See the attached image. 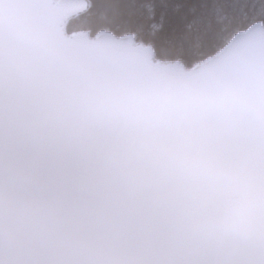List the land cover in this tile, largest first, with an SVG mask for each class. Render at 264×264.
<instances>
[{"label": "clouds", "instance_id": "9594fccd", "mask_svg": "<svg viewBox=\"0 0 264 264\" xmlns=\"http://www.w3.org/2000/svg\"><path fill=\"white\" fill-rule=\"evenodd\" d=\"M61 3L0 0V264H264V25L177 66Z\"/></svg>", "mask_w": 264, "mask_h": 264}, {"label": "snow or ice", "instance_id": "6c2138e0", "mask_svg": "<svg viewBox=\"0 0 264 264\" xmlns=\"http://www.w3.org/2000/svg\"><path fill=\"white\" fill-rule=\"evenodd\" d=\"M69 32L86 24L104 25L136 33L164 59L192 65L211 47L221 29L230 25L227 9L217 0H62L60 5ZM88 13L84 17L83 13Z\"/></svg>", "mask_w": 264, "mask_h": 264}, {"label": "trees", "instance_id": "16d2710c", "mask_svg": "<svg viewBox=\"0 0 264 264\" xmlns=\"http://www.w3.org/2000/svg\"><path fill=\"white\" fill-rule=\"evenodd\" d=\"M218 7L227 9L231 22L240 20L245 24L264 25V0H217ZM84 17L89 14L83 13ZM83 28H88L85 24Z\"/></svg>", "mask_w": 264, "mask_h": 264}, {"label": "water", "instance_id": "95a60500", "mask_svg": "<svg viewBox=\"0 0 264 264\" xmlns=\"http://www.w3.org/2000/svg\"><path fill=\"white\" fill-rule=\"evenodd\" d=\"M253 25H257V26H259V25H263L262 23H255V24H253Z\"/></svg>", "mask_w": 264, "mask_h": 264}]
</instances>
